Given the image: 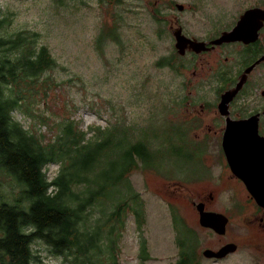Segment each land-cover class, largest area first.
I'll return each mask as SVG.
<instances>
[{
  "label": "rangeland",
  "instance_id": "rangeland-1",
  "mask_svg": "<svg viewBox=\"0 0 264 264\" xmlns=\"http://www.w3.org/2000/svg\"><path fill=\"white\" fill-rule=\"evenodd\" d=\"M157 1L167 6L166 3L172 4L175 0ZM176 1L187 10L178 12V7L171 6L162 13L158 8L161 6H155L156 0H82L86 5L79 0H69L65 6L52 0H0V19H7L0 33L22 30L37 34V43L48 44L58 64L61 63L52 74L53 80L72 79L70 91L54 83L49 89L38 83L34 86L35 93L24 91L31 101L27 107L30 113L23 111L26 108L23 102L21 108L13 111V116L24 128L46 136V142L56 132L52 123L61 122L69 115L85 130L91 125L104 129L111 120L113 125L131 124L132 132L136 127L147 129L143 134L134 132V142L140 135L157 137V149L151 160L155 164L150 167L139 160L138 167L131 171L130 181L140 198L134 201L136 206L133 202L127 204V210L131 211L116 252L118 264H178L184 251L195 252L198 264H264V228L260 225L264 207L257 204L242 184L224 172L223 165L215 162L214 152L220 151L218 161L223 154L221 143H216L217 149L214 145L202 144L210 141L213 131L190 123L201 104L212 99L213 89L192 86L193 99L198 103L184 109L183 79L189 77L193 81L194 71L182 69L180 58L183 56L176 55L173 38L168 33V26H178L169 19L178 16L179 23L190 34L210 38L232 28L247 7L264 4V0ZM117 18L123 27L107 28L114 25ZM160 28L164 34L158 39L155 33ZM117 32L123 43H118ZM143 33L150 36L151 45L138 41L137 36ZM224 47L202 55L196 70L201 71V60L215 67L225 64V53L232 45ZM235 48L240 46L235 45ZM228 55L230 65L246 62L244 57ZM185 62L190 64L192 59ZM208 68L205 64L204 70ZM230 69L235 71L236 67ZM260 83L254 91L264 102L261 95L264 77ZM210 116L208 114L206 120ZM263 124L261 131H264ZM171 139L173 147L169 148ZM60 168V163L47 165L48 178L52 180ZM5 188L9 192L13 190L11 183L0 175V192ZM109 195L108 201L118 197L116 193ZM202 200L210 210L223 213L229 219L224 233L199 223L193 202ZM111 210L107 205L89 208L90 226L103 227L98 219ZM187 228L195 231L194 238ZM180 241L185 242L184 247ZM221 241L236 243L238 249L224 257L204 253ZM39 247L46 264L63 262L61 256L49 254L46 245ZM110 254L104 249L100 255L107 259Z\"/></svg>",
  "mask_w": 264,
  "mask_h": 264
},
{
  "label": "trees",
  "instance_id": "trees-1",
  "mask_svg": "<svg viewBox=\"0 0 264 264\" xmlns=\"http://www.w3.org/2000/svg\"><path fill=\"white\" fill-rule=\"evenodd\" d=\"M52 1L65 6L69 0ZM119 20L107 28L123 27ZM6 21L0 19V31ZM29 32L0 33V175L13 188L0 192V264H46L41 245L48 247L49 254L61 256V264H118L116 252L131 211L127 204L136 206L134 201L140 198L130 181L131 171L139 160L146 166L155 164L151 160L159 140L140 135L134 142L133 133L147 129L136 127L132 132L126 122L113 125L110 120L104 129L91 125L85 130L72 115L52 123L56 132L47 142L46 136L24 128L13 116L23 102V111L30 113L31 101L24 91L35 93L38 83L46 89L54 83L70 91L72 82L53 80L61 63L48 44H38L37 34ZM117 34L118 43H123ZM163 34L160 28L155 36L159 39ZM143 35L137 36L138 41L151 45L150 36ZM172 140L167 147H173ZM50 163L61 166L52 180L45 172ZM110 193H116L117 199L108 201ZM101 205L112 210L98 219L103 227H91L87 211ZM189 230L194 238L195 231ZM180 244L185 246L184 241ZM104 249L111 253L107 259L100 255ZM195 258V252H182L178 264H198Z\"/></svg>",
  "mask_w": 264,
  "mask_h": 264
},
{
  "label": "flooded vegetation",
  "instance_id": "flooded-vegetation-1",
  "mask_svg": "<svg viewBox=\"0 0 264 264\" xmlns=\"http://www.w3.org/2000/svg\"><path fill=\"white\" fill-rule=\"evenodd\" d=\"M160 2L161 1L158 2L156 0L155 6L160 5L161 7L158 8L162 9V13H164L168 9L170 10L171 6H175L176 8L178 7V12H183L187 10L186 6L184 8V6L182 4H178L176 0L172 4L166 3L168 8L165 3L163 4V2ZM249 7L245 9L244 13L249 9L260 8L262 10H256L251 15H249L247 19H245L243 30L250 32V35H248L246 39L238 38L235 41H223L220 43L215 42L216 40L222 37L223 33L232 31L237 26L238 21L241 19L244 13L240 15L238 21L232 28L224 29L220 31L218 35H213L210 38L201 39L202 37L200 36L190 34V32H188V30L185 29L184 26L179 23L178 16H174L172 19H169L173 20L178 26H168V33H170L171 37L173 38L176 55L179 57L183 56V58H180L183 62L182 69L194 71L193 81L189 77L183 79L184 83L182 85L185 86V89L181 91V93L182 102L184 103V109H188L198 103L193 99L192 86L198 88L210 87L213 89V93H211L212 99L205 100L201 104V109L196 110L191 116L193 121L190 123L196 128L209 129L213 131V136L210 138V141H204L202 144L208 143L214 145L217 149L216 143H221L223 154H220V161H218L217 154H219L220 151L217 149V151L213 154L215 162L217 164L223 165L224 172H227L233 178L234 181L242 184V187L247 191L249 190L247 189L243 180L240 179L231 170L226 153L224 151L223 141L225 131L227 129L228 118L232 120H239L247 119L252 116H257L259 118V133L264 136V131L260 130V126L261 124H263L264 121V102L263 99L260 98V96L254 91L255 89L260 87V81L264 77V4L256 3L253 4V6ZM199 10L200 7L198 6L197 12ZM152 11L154 12L155 8ZM157 11L158 10H156V12ZM156 15L160 17L162 16L160 14ZM224 26H227V24H224ZM209 30L210 28L208 29V31ZM257 33L258 37H255V34ZM183 35L198 42H202L205 45L202 47H198V50L194 45H191L190 43L179 47L177 46V39L178 37H182L184 39ZM224 45H232V47L228 49L225 53V64L219 67H215L214 65H211L208 62L201 60V64L203 65V67L201 71L196 70L199 65V59L202 55L212 53L220 48H225ZM235 45H239L240 48H235ZM180 50L182 52H180ZM228 53L235 54L239 59L241 57H244L246 59V62L242 65H230ZM187 55H190L191 57H188ZM191 59L192 62L190 64L185 62V60L191 61ZM205 64L209 65L207 71L204 70ZM231 67H236L235 71L234 69L231 70ZM248 68H250V71L247 74V79L242 89L233 97V99L228 103V106L226 108L221 109L220 105L222 103L223 94L238 85L242 74L245 73ZM261 95L264 96V89L261 91ZM250 106L252 108H250ZM208 114H211V116L209 117V120H206L208 118ZM263 126L264 124L262 125V128ZM205 166L209 169L208 165L205 164ZM211 197L213 198V196ZM193 204L198 211V221L200 224L201 211L199 209V206L202 207L204 212H216L210 210L208 208L207 202L204 200L198 203L193 202ZM260 221L261 227L264 228V218H261ZM220 243L221 244H219L217 247L211 246L212 249L209 250L212 252H227L226 248L231 247L234 244L236 245V249L234 251L238 249L236 243L226 241H221Z\"/></svg>",
  "mask_w": 264,
  "mask_h": 264
},
{
  "label": "water",
  "instance_id": "water-1",
  "mask_svg": "<svg viewBox=\"0 0 264 264\" xmlns=\"http://www.w3.org/2000/svg\"><path fill=\"white\" fill-rule=\"evenodd\" d=\"M256 10L262 9L255 8L247 10L238 21L237 26L232 31L223 33L222 37L215 42L235 41L238 38L246 39V37L250 35V32L243 30L245 19ZM183 37L184 39L178 37L177 46L182 47L183 45L190 43L198 50V47L205 45L202 42L190 39L185 35H183ZM255 37H258V33L255 34ZM180 52L182 51L180 50ZM249 71L250 68L242 74L241 79L235 88L223 94L222 103L220 105L221 109L226 108L233 97L242 89ZM223 147L232 172L243 180L256 202L264 207V136L259 133V118L257 116L239 120L228 118ZM199 209L201 211V225L210 227L220 234L225 232L228 218L224 214L217 212H204L200 206ZM235 249L236 245L234 244L231 247L226 248L227 252H212L206 250L204 253L208 256L224 257Z\"/></svg>",
  "mask_w": 264,
  "mask_h": 264
}]
</instances>
